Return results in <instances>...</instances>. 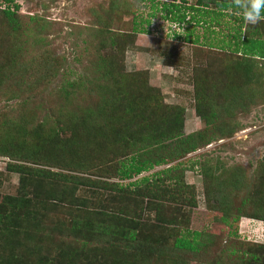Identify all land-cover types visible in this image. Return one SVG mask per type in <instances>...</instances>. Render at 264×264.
Listing matches in <instances>:
<instances>
[{
  "label": "trees",
  "instance_id": "16d2710c",
  "mask_svg": "<svg viewBox=\"0 0 264 264\" xmlns=\"http://www.w3.org/2000/svg\"><path fill=\"white\" fill-rule=\"evenodd\" d=\"M196 2L202 6L201 0ZM211 2L215 16L226 15V9L239 11L233 0ZM13 6L0 12L8 32L21 36L27 32L18 26V6ZM163 8L172 20L183 18L179 4L163 3ZM29 19L39 23L34 16ZM147 31L136 19L129 32H111L106 24L96 28L97 52L78 70L67 66L59 73L55 65L32 71L18 45L0 59V95L6 101L23 98L9 105L12 111L4 106L0 110V157L10 159L6 173L17 175L15 193L0 192V264H190L216 242L214 231L189 229L197 198L194 186L185 181L183 165L175 162L136 177L238 129L235 123L221 121L219 111L245 108L241 102L250 100L241 87L256 82L253 59L264 58V19L238 26L217 46L233 57L228 62L217 68L219 62L210 57L208 65L192 71L194 109L204 126L186 135L183 108L163 103L159 91L139 73L122 71L125 45ZM197 38L182 37L193 44ZM57 75L61 78L55 109L44 110L42 101L26 110L31 94L21 97L23 92L34 91L39 79L50 82ZM215 99L221 101L214 104ZM37 108L44 110L39 121L34 119ZM220 170L219 165L201 164L198 171L206 207L221 212L214 218L229 226L241 217L264 221V159L248 183L237 171L219 182L214 173ZM3 176L0 172V184ZM218 191L224 201L242 191L231 206L234 213L220 207V200L216 205L207 202ZM245 246L227 249L226 257L233 261L219 258L212 263H264L259 252L264 243L248 241Z\"/></svg>",
  "mask_w": 264,
  "mask_h": 264
},
{
  "label": "rangeland",
  "instance_id": "374dc122",
  "mask_svg": "<svg viewBox=\"0 0 264 264\" xmlns=\"http://www.w3.org/2000/svg\"><path fill=\"white\" fill-rule=\"evenodd\" d=\"M172 1L177 2V0H0V11L5 8L13 9L14 4L18 6L16 12L18 26L27 32L21 36L17 32L9 33L7 22L0 12V47L3 48L0 49V59L10 52L11 46L18 45L22 49V59L26 60L32 71L38 69L43 71L55 65L59 66V73L67 66L78 70L97 52L96 28L106 24L111 32H129L132 20L136 19L138 24L148 31L137 33L135 39L125 45L120 60L122 71L126 74L139 73V77L144 78L149 87L159 91L163 103L183 108L182 133L189 134L204 126L203 120L194 109L192 71L204 68L210 57L219 62L217 68L232 59L230 54L218 50L217 46L227 41L238 26L242 27L247 22L243 21L240 11L231 13L230 9H226L224 16L212 15L210 10L216 11V7L211 0H201L200 7L195 6L196 0H185L187 5L198 9L192 12L188 10L185 14L189 13V17L193 15L198 21L195 20L193 24L192 18H189L179 25L180 22L172 20L173 15H166L163 8V3L168 4ZM203 10L207 12L202 14ZM30 16L36 17L39 23L30 20ZM146 20L149 22L148 25ZM173 25L182 26L181 30L177 32ZM240 31L242 33L243 28ZM193 35L198 37L197 44L184 42L188 40L187 38L182 39L185 36L192 38ZM253 63L254 72L258 75L256 82L249 87L245 85L241 87L246 97H250V100L245 99L241 102L246 107L234 108L230 113L227 110L223 114L219 111L221 121L235 123L238 129L229 136H214L206 145L170 164L156 166L136 177L150 175L175 162L186 168L185 181L194 186L197 198V205L191 212L189 229L201 230L202 233L205 230L214 231L218 234L216 242L209 246L208 254L200 253L190 261V264H217L212 262L218 261L219 258L221 261H233L230 256L226 257L227 249L231 247L245 249L247 247L242 245L248 241L264 243V221L241 217L237 223L231 222L229 226L214 218H219L221 212L206 207L203 200L202 178L198 174L201 164L219 165L223 168L219 171L221 176L218 175L219 172L214 173V176H218L219 182L237 171L239 178L248 183L258 171L260 161L264 159V58H255ZM60 78V75H57L50 82H42L39 79L40 84H36L32 93L25 90L21 97L31 94L26 101V110L42 101L44 110L48 107L55 109L54 105L57 106L59 101L55 88ZM4 97L0 95L1 111L4 107L8 110L9 105H15V102L19 103L23 99L6 101ZM220 99L223 100L221 97ZM220 99H215L214 104L221 101ZM43 109L34 110L36 121L44 116ZM9 110L12 111V108ZM225 124L221 125V131H225ZM7 161L10 159L0 157V172L4 175L0 192L14 194L17 175L6 173ZM113 180L115 179H108ZM216 183L218 182L214 181L213 185L216 186ZM212 194L216 196V201L215 199L207 201L210 205H216L220 200L218 203L220 207L231 208L242 195V191H234L225 201L220 191ZM231 211L234 213L233 208ZM55 214L54 216H58ZM259 252L264 256V248Z\"/></svg>",
  "mask_w": 264,
  "mask_h": 264
},
{
  "label": "clouds",
  "instance_id": "9594fccd",
  "mask_svg": "<svg viewBox=\"0 0 264 264\" xmlns=\"http://www.w3.org/2000/svg\"><path fill=\"white\" fill-rule=\"evenodd\" d=\"M233 7L241 13L243 21L248 24H256L264 19V0H233ZM179 32L181 27L173 25Z\"/></svg>",
  "mask_w": 264,
  "mask_h": 264
},
{
  "label": "crops",
  "instance_id": "0c3cea01",
  "mask_svg": "<svg viewBox=\"0 0 264 264\" xmlns=\"http://www.w3.org/2000/svg\"><path fill=\"white\" fill-rule=\"evenodd\" d=\"M184 1H185V0H184ZM172 2H174V1H172ZM175 3H177V4L180 5V8H179V9H180V12H179V14L183 13V18H182L180 21H177V22H180L179 25H182V21H184V20H189V18H192V21H191V22H192L193 24H195L194 21H195L196 19L194 18V16L192 15L191 17H189V13H186V14H185V12H186V11L188 12V10L191 11V12H192V11H195V10H193L195 7H194L193 9L184 8V7H189L190 5H187V3H181L180 0H177V2H175ZM181 4H182V5H181ZM195 6H196V5H195Z\"/></svg>",
  "mask_w": 264,
  "mask_h": 264
}]
</instances>
